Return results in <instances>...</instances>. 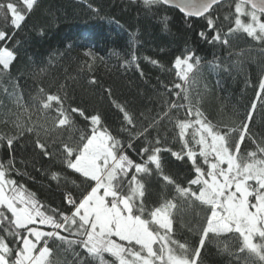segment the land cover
<instances>
[{"label":"snow or ice","instance_id":"snow-or-ice-1","mask_svg":"<svg viewBox=\"0 0 264 264\" xmlns=\"http://www.w3.org/2000/svg\"><path fill=\"white\" fill-rule=\"evenodd\" d=\"M42 3L0 0V264H264V74L246 79L248 104L217 117L193 89L205 69L230 72L232 64L215 55L204 62L185 48L166 69L173 79L159 82L164 94L152 107L141 105L91 74L104 57L93 50L97 34L85 28L66 35L57 53L63 60L82 50L76 75L53 77L49 87L34 80L26 92L17 67L22 34H46L29 28ZM129 4L151 13L162 30L173 16L189 28L201 22L198 36L226 50L224 60L241 44L264 52V0ZM87 7L100 16L101 8ZM115 25L127 50H105L117 57V70L142 80L143 65L165 70L138 54L136 32ZM33 64L34 77L51 68ZM95 96L106 108L85 102ZM136 96L152 101L147 92ZM17 146L30 147V155L18 160Z\"/></svg>","mask_w":264,"mask_h":264},{"label":"trees","instance_id":"trees-1","mask_svg":"<svg viewBox=\"0 0 264 264\" xmlns=\"http://www.w3.org/2000/svg\"><path fill=\"white\" fill-rule=\"evenodd\" d=\"M88 3L102 9L100 16L91 13L87 7ZM115 21H119L125 30L138 34L139 44L142 45L138 52L140 56L148 55L158 59L164 64L165 70L143 65L146 80H142L139 74L131 69L127 72L122 68L117 70L119 67L117 57L111 56L110 52L105 50L115 48L122 54L127 50L119 48V45L124 44L126 36L125 31L116 28ZM34 24L43 27L46 34L43 37L39 36L38 29L22 34L24 48L17 67L21 69L20 83L26 92L35 86L34 80L42 79L43 86L49 87L54 83L53 77L62 80L65 73L69 77L76 75L78 69L74 58L82 50L77 49L76 52L71 53V58L63 60L57 53L65 51L62 41L66 35L85 28L97 34L93 50L104 57V63L98 64L91 74L97 75L106 84H111L118 95L135 99L141 105L152 107L160 95L164 94V88L159 82L167 83L173 79V74L166 69L171 68L170 61L185 48L196 51L204 62L213 60L215 55L221 58L222 63L232 64L230 72L221 71L217 74L205 69L202 78L193 89L194 95L196 92L200 94L197 99L203 98V107L217 117L221 115L227 117L233 107L248 104L253 97V89L245 83L246 79L255 82L261 74H264V52H261L258 46L241 44L235 49L231 60H224L223 58L228 55L226 50L212 48L198 36L201 22H193L189 28L182 20L173 16L168 29L162 30L158 26V20L151 13L145 15L143 10L138 11L137 7L129 4V0H43L40 10L29 21V28ZM117 32L119 39L116 38ZM113 40L115 44L112 43ZM240 48H244L245 53L238 57L235 53L239 52ZM34 60L37 64L41 61L50 62L49 72L42 74L41 77H34L32 75V70L36 66L33 64ZM217 80L220 81L219 87L216 86ZM205 83L210 91L204 88ZM138 90L147 92L148 96L152 97V101L137 97ZM77 98H80L79 90ZM84 99L89 106L106 108V103L101 102L98 96ZM17 149L18 160L21 156H28L31 153L30 147L17 146ZM2 154L3 151L0 150V155ZM28 186L34 191L40 189L39 183L33 184L29 181ZM38 194L42 198L48 195L43 191H39Z\"/></svg>","mask_w":264,"mask_h":264}]
</instances>
